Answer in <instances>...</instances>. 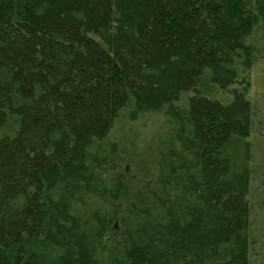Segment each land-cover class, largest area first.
<instances>
[{"label":"trees","instance_id":"1","mask_svg":"<svg viewBox=\"0 0 264 264\" xmlns=\"http://www.w3.org/2000/svg\"><path fill=\"white\" fill-rule=\"evenodd\" d=\"M262 21L264 0H0V264H250ZM153 113L143 148L112 135Z\"/></svg>","mask_w":264,"mask_h":264},{"label":"rangeland","instance_id":"2","mask_svg":"<svg viewBox=\"0 0 264 264\" xmlns=\"http://www.w3.org/2000/svg\"><path fill=\"white\" fill-rule=\"evenodd\" d=\"M245 44L251 47L255 57L250 70V89L247 98L252 102V128L247 138L252 153L250 158L251 181L249 203L251 207L250 224L252 246L250 264H264V21L250 35L245 37ZM207 93L222 104L232 101L233 95L224 90L218 83L209 82ZM189 92H186L188 94ZM164 125L162 113L147 114L144 117L128 122L123 114L117 121L112 135L119 142L143 148V142L149 143L161 132ZM11 136L14 135L10 131ZM114 138V137H113Z\"/></svg>","mask_w":264,"mask_h":264}]
</instances>
